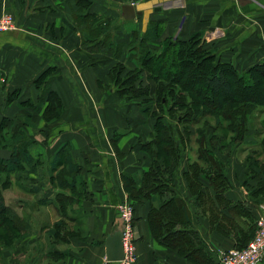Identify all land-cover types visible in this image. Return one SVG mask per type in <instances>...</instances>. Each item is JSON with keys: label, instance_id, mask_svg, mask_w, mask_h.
Segmentation results:
<instances>
[{"label": "crops", "instance_id": "crops-1", "mask_svg": "<svg viewBox=\"0 0 264 264\" xmlns=\"http://www.w3.org/2000/svg\"><path fill=\"white\" fill-rule=\"evenodd\" d=\"M126 6L134 8V19H125ZM89 12L116 21L119 28L112 31V36L122 47L119 57L108 48L96 51L84 46L82 33L86 26L80 25V18ZM6 15L15 19L17 29L0 33V79L6 81L0 83V117L14 118L20 100L37 103L40 90L36 81L46 72H50L52 90L60 95L64 105L62 118L49 126L42 118L43 112L33 118L36 128L28 132L38 148L30 152L35 158L44 159V167L41 176L32 174L27 184L40 183L41 191L39 195L32 194L33 197L37 202L40 198L48 199V204L38 205L42 212L51 210L58 217L54 201L62 190L50 179L51 163L59 147L71 142V158L74 165L81 168L86 194L78 198L80 204H75L70 211L75 219L71 228L82 233L83 239L73 237L70 243H60L54 249L58 255L65 254V258H48L47 235L56 221L47 220L39 229L43 237L37 233L34 243L30 240L36 231H32L34 222L30 216V220L23 217L27 222L24 241L2 254L14 256L18 247L29 239L25 244L29 246L27 251L31 249L33 264L41 261L45 264H124L108 261L107 241L120 226L118 206L131 202L124 186L123 177L127 174L136 178L135 189L140 194L138 201L131 202L135 264H195L160 244L150 225L152 209H158L171 197L170 193L160 190V181H166L164 178L156 182L158 186L154 189L161 191L158 193L146 188L143 182L144 175L151 171L153 159L161 165L165 159L161 153L166 150L142 148V141L148 139L145 138L156 124L153 116L158 111L156 103L145 104L144 97H121L112 87L110 73L118 64L124 65L125 75L135 71L137 43L152 24L153 28L159 24L161 34L149 44L158 54L170 40L188 41L200 34L205 49L212 52L218 62L231 64L244 75L264 62V0H0V18ZM134 30L138 42L132 38ZM143 76V86H150L152 91L147 99L155 100V85ZM13 94L19 99L8 103V97ZM146 107L151 114L146 115ZM263 111L264 108L259 107L249 116V133L244 142L203 149L211 151L215 160L225 166L231 186L226 199L253 207L251 214L255 220L264 212V204L256 206L257 200L252 195L264 183ZM253 117L263 120V131L252 128ZM93 119L98 126L93 125ZM172 126L176 129V123ZM220 137L222 142L224 135ZM200 151L180 149L175 178L169 183L187 208V223L178 224L175 229L196 232L219 259L221 251L243 247L238 234L249 222L238 216L232 225L225 226L232 215L224 207L225 195L219 199L218 188L208 176L209 167L202 161ZM7 153L6 156L1 152L0 156L7 158ZM147 193L151 196L145 195ZM260 264H264V260Z\"/></svg>", "mask_w": 264, "mask_h": 264}, {"label": "trees", "instance_id": "trees-1", "mask_svg": "<svg viewBox=\"0 0 264 264\" xmlns=\"http://www.w3.org/2000/svg\"><path fill=\"white\" fill-rule=\"evenodd\" d=\"M80 19V25L86 26L82 33L86 48L96 51L108 48L119 57L122 47L117 45L112 36V31L115 32L119 28L116 21L106 20L90 12ZM160 29L159 24L154 28L152 24L137 43L138 47L135 49L138 51V56L135 58L138 67L135 71L124 76V65L118 64L110 73V78L121 97L129 99L144 97L145 104L155 101L158 109L153 113L156 124L148 137L149 142L142 146L144 149L166 150L161 153L165 156L163 165L153 159L151 171L143 178L146 188L152 189L153 193L162 191L165 192L164 194H171L170 200L163 201L158 209H152L149 214L150 225L156 239L160 244L176 250L195 264H219V259L196 232L175 229L178 224L182 226L187 223L185 202L176 196L172 186L169 185L174 181V168L181 159L180 147L178 148L177 143L179 140L182 147L186 148L190 143L192 130L197 126L196 143L198 149H201L202 161L209 167L208 176L212 184L218 188L219 199H223L225 195L224 207L232 215L225 226L232 225L235 217L238 216L246 218L249 222L238 234L240 246H243L239 249L245 248L256 231L257 219L255 220L251 214L253 207L226 199L231 186L225 174V166L215 160L211 151L203 149H207V144L212 147L214 140L220 139V132H225L222 138L223 147L245 141L249 133V116L259 107L264 108V62L241 75L233 65L218 62L215 55L205 49L200 34L188 41L170 40L158 54L149 47V44L159 38ZM136 32L134 30L132 33L134 42L139 40ZM143 74L147 81L155 85V100L147 99L152 95V91L150 86H143V83L145 85ZM203 74H206V78H203V86L196 88L198 76ZM49 76L50 72H46L36 81V86L40 90L37 103L30 99L20 100L14 118L0 117V153L9 152L7 158L0 156V253L13 249L27 236V222L7 205L5 191L12 185L18 186L26 193L39 195L41 191L40 183L27 184L32 174L41 176L44 167V159L41 156L35 158L30 152L31 147L36 144L28 132L30 128H36L33 118L43 112L42 118L46 126H49L60 120L64 113L62 99L52 90ZM242 93L246 95L244 98H236V94ZM18 99L17 94L10 95L8 103ZM217 100L218 102L215 103ZM146 109V115L151 114L149 107ZM212 117L216 119V125L212 128L216 135L208 140L205 130L210 127L209 120ZM169 119L177 120L176 129ZM177 126H181L184 131ZM175 130L178 131V139L174 137L177 132ZM71 149H73L71 142L62 144L51 163L50 179L54 186L62 190L56 194L54 201L59 219L52 225L47 235V248L50 249L48 258L52 260L66 257L65 254L58 255L54 252L56 245L68 244L73 237L83 239L82 233L71 228L75 219L72 218L70 211L75 204H80V197L86 194V182L81 174V168L72 161ZM262 169L264 172V165ZM123 178L129 199L135 203L140 196L135 189L137 180L127 174ZM159 178L166 180L160 181L161 191L154 189L158 186L156 182ZM145 195L151 196L150 193ZM252 195L257 200L256 206L264 204V183H261ZM43 202L48 204V199L43 201L40 198L38 201L39 204Z\"/></svg>", "mask_w": 264, "mask_h": 264}, {"label": "rangeland", "instance_id": "rangeland-1", "mask_svg": "<svg viewBox=\"0 0 264 264\" xmlns=\"http://www.w3.org/2000/svg\"><path fill=\"white\" fill-rule=\"evenodd\" d=\"M124 76H125V74H124ZM203 78H206V74L198 76V84L196 85V88H200V87L202 88L203 83H204V79ZM112 87L114 89H116L117 92H118V88L116 86H112ZM245 96L246 95L244 93H242L240 95L236 94V98H239V99L240 98H244ZM212 102H214V101H212ZM216 102H218V100L215 101V103ZM260 110H262V109H260ZM254 118L255 117H253V119ZM263 120L262 119L259 120L258 118H255L252 121V123L254 122V125L252 126V128L255 131H257L259 129L263 131V129H262ZM176 121L177 120L174 119V120H172V123H176L177 124ZM92 123H93L94 126H98V123H97L96 119H93ZM209 125H210V127L207 130H205V134H206L208 140L211 137H214L216 135V133L212 129L213 126L216 125V119L214 117H212L209 120ZM177 127H179V126H177ZM179 128L181 129V131H184L181 126ZM196 129H197V126L195 127L194 130H192V136L189 139L190 140L189 145L186 148H183L182 144L178 140V143H177L178 148L180 147V149H198V146H197V143H196L197 138H198V136L196 134ZM176 131L177 130H175V132ZM224 133L220 132L219 134L223 135ZM174 137L176 139H178V137H179L178 131L176 132ZM219 137H220V135H219ZM31 138L33 140H35L33 137H31ZM147 138L148 137H146L145 139H147ZM184 140L186 141V137H185ZM220 140H221V137L218 140L217 139L214 140V142H213V144H214L213 146L214 147L213 146L210 147L207 144V149H218V148H220V146L223 147V143L220 142ZM142 142L146 144L147 142H149V138L146 140V142H145V140H143ZM142 142L139 145H141ZM186 144H187V142H186ZM37 148H38V144H35V145H33L31 147V149H37ZM244 149H247V148H244ZM262 151H263V149L260 150L261 153H262ZM7 154H8L7 152L6 153L2 152V155H6L7 156ZM4 196H5V200H6L7 205L13 211H15L18 215H20L22 217H25V218H28V219H29V216H30V218H33V222L34 223L32 225L33 226L32 231L35 230L36 233L35 234L31 233L33 235V237H32L33 239L30 240V241H34V243L36 241L35 237L38 238V236H36L37 233H38L39 236L43 237L44 233L42 231H39V229H41L42 226L47 224V220H50L51 222H55L58 219V217L55 215V213L53 211H51V210L47 211V212L43 210L44 212H42L41 206L38 205L39 203L37 202V199H35L31 193H26L24 190L20 189L16 185H12V187L9 190L5 191ZM48 213H49V218H48ZM26 241H29V239L26 240ZM25 242L21 246L18 247L16 253H14L15 255L13 254L14 256H9V255L4 256V254L0 253V264H33L34 259H33V256L31 255V249H30V251H27L26 247H29V246L27 245V243L25 244ZM39 264H45V261H41Z\"/></svg>", "mask_w": 264, "mask_h": 264}, {"label": "built area", "instance_id": "built-area-1", "mask_svg": "<svg viewBox=\"0 0 264 264\" xmlns=\"http://www.w3.org/2000/svg\"><path fill=\"white\" fill-rule=\"evenodd\" d=\"M17 29L15 19L6 15L0 18V33ZM6 81L0 79V83ZM121 219L125 225L123 246L125 251L124 264H135L137 261L134 243V206L131 202H125L118 206ZM264 260V212L260 213L256 221V231L249 244L242 249H231L219 253L220 264H260Z\"/></svg>", "mask_w": 264, "mask_h": 264}, {"label": "water", "instance_id": "water-1", "mask_svg": "<svg viewBox=\"0 0 264 264\" xmlns=\"http://www.w3.org/2000/svg\"><path fill=\"white\" fill-rule=\"evenodd\" d=\"M124 17L126 20H132L136 17V13L132 6L124 7ZM125 234V225L120 216V226L108 238L107 241V259L109 262H122L125 260V251L123 246V238Z\"/></svg>", "mask_w": 264, "mask_h": 264}]
</instances>
